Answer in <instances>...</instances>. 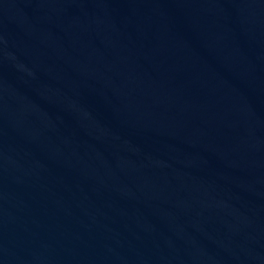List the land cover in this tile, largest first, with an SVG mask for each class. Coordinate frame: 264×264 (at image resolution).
<instances>
[{"label":"water","instance_id":"1","mask_svg":"<svg viewBox=\"0 0 264 264\" xmlns=\"http://www.w3.org/2000/svg\"><path fill=\"white\" fill-rule=\"evenodd\" d=\"M0 264H264V0H0Z\"/></svg>","mask_w":264,"mask_h":264}]
</instances>
